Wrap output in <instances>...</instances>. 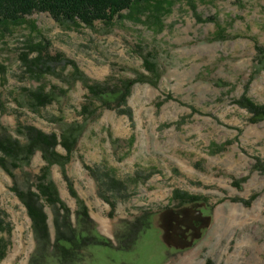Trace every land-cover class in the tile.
<instances>
[{"label":"rangeland","instance_id":"obj_1","mask_svg":"<svg viewBox=\"0 0 264 264\" xmlns=\"http://www.w3.org/2000/svg\"><path fill=\"white\" fill-rule=\"evenodd\" d=\"M162 2L160 20L150 7L125 10L114 25L75 26L36 12L22 25L0 27V132L24 140L23 125L58 135L67 125L84 126L65 167L77 196L62 167H51L70 211L44 202L45 251L15 191L35 188L42 153L14 176L0 166V208L11 227L0 264H60L58 228L109 240L85 247L76 264H264V119L239 104L248 97L264 105V0ZM37 43L45 47L43 67L52 68L41 75L22 59L37 55ZM145 57H154L157 77ZM139 74L147 81L133 86L127 105L89 101L87 83L114 89ZM39 86L55 99L35 109L27 93ZM112 178L119 190L108 188ZM176 190L204 201L180 204ZM81 204L90 220L79 214ZM183 209L192 218L201 210L200 226L207 224L191 233L190 247L176 248L163 220ZM139 217L150 226L127 248Z\"/></svg>","mask_w":264,"mask_h":264},{"label":"trees","instance_id":"obj_2","mask_svg":"<svg viewBox=\"0 0 264 264\" xmlns=\"http://www.w3.org/2000/svg\"><path fill=\"white\" fill-rule=\"evenodd\" d=\"M162 4V0H0V27L11 24L22 25L27 21V16L36 12L49 13L57 22L71 23L75 26L94 27L97 22H102L105 25H114L118 19L124 18L123 12L125 10L140 11L150 7L155 8L154 17L160 20L158 14ZM44 48L41 43L33 44L31 50L37 55L31 59H29L28 53L22 55V59L28 69L39 72V75L52 71L50 66L43 67L45 60L43 58L45 55ZM256 48L260 53L263 52L261 46L257 45ZM153 58L145 57L144 63L151 75L157 77L158 67ZM144 81H147L145 76L139 74L134 79L122 81L114 89L107 84L87 83L88 99L90 102L102 101L106 108H113L114 104L118 106L127 105V99L131 95L133 86L138 82ZM27 97L34 108L38 109L52 103L55 99V92L46 91L44 87L39 86L33 90H28ZM239 104L248 108L255 116V120L264 119V105H257L248 97H243L239 100ZM84 109L87 110L88 106L85 105ZM83 130V125L70 124L58 135L55 132H46L35 125H23L21 133L24 135V140L6 132H0V166L12 176H14L15 169L30 164L32 158L39 151L46 162L40 174L36 177L35 188L25 190L15 188L17 196L27 208V213L32 221V229L39 245H41V250L44 249L45 251L51 246L49 216L45 210L44 202L52 206L58 205L66 213L70 211L61 198L56 183L50 177L51 167L55 164H59L62 167L63 175L69 183L71 194L77 196L65 167L71 161L72 154ZM59 146H62L66 153L59 151ZM258 165L264 170V162L259 161ZM97 180L101 181L99 178ZM109 185V189L119 190L121 182L112 178V182ZM174 199L180 204L203 200L201 197L190 195L181 190L175 191ZM111 205L113 208L115 207L114 203ZM2 214L0 208V261L7 255L10 245V239L7 234L10 235L11 233L10 224L2 218ZM79 214L84 219L90 220L86 206H81ZM149 226L150 221L146 217H139L130 229L131 236L125 240L123 245H127V248L131 247L138 239L139 234ZM83 233L82 229L77 231L72 228L70 234H67V232H63L58 228L56 246L60 264H76L85 247L110 244L109 240L100 235Z\"/></svg>","mask_w":264,"mask_h":264},{"label":"water","instance_id":"obj_3","mask_svg":"<svg viewBox=\"0 0 264 264\" xmlns=\"http://www.w3.org/2000/svg\"><path fill=\"white\" fill-rule=\"evenodd\" d=\"M185 209H183L181 212H173L172 214H170V216L168 215V220H163L165 222L163 223L165 238L172 247H190L194 242V237L191 238V233L184 236L183 230H192L193 233H195L197 231H201L202 228L207 224L206 223L202 226L196 225L197 221H200L202 218H204L201 210L197 209L196 213L198 217L192 218L191 214L193 212L191 213L190 211H187Z\"/></svg>","mask_w":264,"mask_h":264},{"label":"flooded vegetation","instance_id":"obj_4","mask_svg":"<svg viewBox=\"0 0 264 264\" xmlns=\"http://www.w3.org/2000/svg\"><path fill=\"white\" fill-rule=\"evenodd\" d=\"M196 225H200V221H197L196 222ZM184 232H183V235L184 236H186V235H188V234H190V233H193V231L192 230H183ZM195 232V231H194Z\"/></svg>","mask_w":264,"mask_h":264}]
</instances>
